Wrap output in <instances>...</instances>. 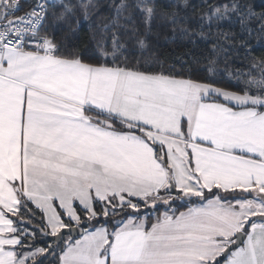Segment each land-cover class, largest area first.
Listing matches in <instances>:
<instances>
[{
	"label": "snow or ice",
	"instance_id": "snow-or-ice-1",
	"mask_svg": "<svg viewBox=\"0 0 264 264\" xmlns=\"http://www.w3.org/2000/svg\"><path fill=\"white\" fill-rule=\"evenodd\" d=\"M254 41L264 0H0V264H264Z\"/></svg>",
	"mask_w": 264,
	"mask_h": 264
},
{
	"label": "trees",
	"instance_id": "trees-1",
	"mask_svg": "<svg viewBox=\"0 0 264 264\" xmlns=\"http://www.w3.org/2000/svg\"><path fill=\"white\" fill-rule=\"evenodd\" d=\"M193 2L198 3L199 0H193ZM253 43H254V45H255V41H254ZM161 44H162L163 46L160 48V50H159V54H160L162 57H164V56L167 55L168 51L171 49L172 46L167 45V44H164V43H163V40L161 41ZM255 47H256V52H255L256 55H259L262 51H264V48H261L259 45H255Z\"/></svg>",
	"mask_w": 264,
	"mask_h": 264
}]
</instances>
